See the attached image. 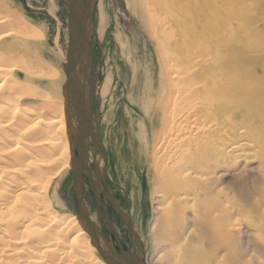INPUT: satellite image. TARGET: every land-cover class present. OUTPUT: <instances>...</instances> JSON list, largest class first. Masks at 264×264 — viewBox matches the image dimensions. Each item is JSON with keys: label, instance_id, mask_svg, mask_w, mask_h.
Instances as JSON below:
<instances>
[{"label": "bare ground", "instance_id": "1", "mask_svg": "<svg viewBox=\"0 0 264 264\" xmlns=\"http://www.w3.org/2000/svg\"><path fill=\"white\" fill-rule=\"evenodd\" d=\"M126 1L154 51L148 61L139 49L141 32L131 25L126 41L140 69L134 84L143 79L147 89L139 101L148 104L131 152L140 153L151 176L152 205L148 253L142 255L141 247L139 260L264 264V215L234 218L235 206L216 184L217 170L231 161L264 155V0ZM97 4L101 36L105 16L102 0ZM31 32L9 1L0 0V264H117L102 248L109 249L106 241L98 245L83 199L84 217L53 210L48 192L54 181L57 191L73 168L77 125L63 95L65 78L45 57L32 54ZM115 40L136 72L125 39ZM109 84L107 76L101 99ZM76 85H82L78 69ZM88 142L78 167L89 169L92 162L100 194L104 162ZM244 227L254 232L245 244L239 240Z\"/></svg>", "mask_w": 264, "mask_h": 264}, {"label": "rangeland", "instance_id": "2", "mask_svg": "<svg viewBox=\"0 0 264 264\" xmlns=\"http://www.w3.org/2000/svg\"><path fill=\"white\" fill-rule=\"evenodd\" d=\"M8 1L18 17L32 31L33 37L28 41V44L32 46V51L34 50L32 54L39 53L40 57H45L44 59L50 62L64 76L66 81L63 65L66 62L68 45V10L62 2L63 0ZM97 3L98 0H92V30L89 39L95 66L94 118L99 129V139L107 162L106 183L108 181L112 200L125 216L127 215L126 205L128 206L133 230L139 236L143 244L141 250L144 251L146 256L148 253V228L152 218V205L149 199V180L151 176L144 169L145 166L141 156H139L140 153L136 155L131 152V149L132 147L137 148L140 138L138 128L145 125L143 110L148 108V104L146 101L142 103V99L139 101V98L142 97L141 95L147 88L143 79L138 80V84H134L136 78L139 79L140 69L136 68V59L130 52L129 42L126 41V37L130 38L131 25H134L133 28L137 29L139 33L141 32L139 49L140 51L142 49L146 50L148 61L149 57L154 58V51L146 32L136 16L130 12L126 0H102L105 26L104 32L100 36L99 25L97 24ZM120 35L125 39L129 58L132 65L135 64L137 73L134 70L131 71L127 60L122 57L121 48L115 40L116 36ZM107 76L110 77L108 92L101 99L99 89ZM41 83L45 87V83ZM151 88H154V82ZM86 90H88L87 86ZM135 92L138 93L137 96ZM25 102L35 103L32 100H25ZM260 135L257 134V137L261 138ZM90 155L89 153V160L93 161ZM136 156H138V160ZM135 159L144 167L142 165L139 167ZM99 167L101 170L102 161ZM216 177L218 181L216 184L225 189L230 202L236 208V211L232 212L234 218L238 217L237 219L248 221L251 216L264 215V155L258 156L257 153H251V158L247 161H231L222 169L217 170ZM72 184L73 174L69 165L67 173L60 178L58 193L54 194L57 192L55 189L57 185L54 181L50 186L48 195L51 202H54L52 205L55 212L68 211L78 218ZM54 196L60 199L66 210L58 206ZM88 201L91 202L90 194L86 198V202ZM88 207L90 208V212L88 211L89 220L97 229L98 222L94 213V205L90 203ZM113 208L111 206L109 214L117 236L126 244H129L131 241L129 234L119 214ZM238 209L243 216L242 218L236 216L239 213ZM100 227L99 224L98 234L100 233L102 237L109 239L110 234L103 232ZM243 231L245 235L239 240L245 244L248 236L253 235L254 232L246 227L243 228ZM134 244L140 249L136 242ZM206 264H213V261Z\"/></svg>", "mask_w": 264, "mask_h": 264}, {"label": "water", "instance_id": "3", "mask_svg": "<svg viewBox=\"0 0 264 264\" xmlns=\"http://www.w3.org/2000/svg\"><path fill=\"white\" fill-rule=\"evenodd\" d=\"M63 4L68 10L67 26H68V45L66 51V62L63 65V72L66 76V81L63 84L62 91L66 100H70V105L72 109L73 117L76 120V128L74 133V146L76 149V158H73L72 174H73V191L75 194V202L77 205V212L84 217V208L82 205V190H81V178L80 174H84L89 181L91 191L95 196L99 208L103 209L102 216L104 217L103 223L106 230L112 235L115 242L120 244V239L115 232L104 206L98 201L97 192L95 190V184L91 181L90 171L84 166L83 168L78 167V162L82 159V156L86 158L84 154V149L81 148L83 144L90 142L97 148L103 162V181L106 184V157L104 150L102 148L99 139V129L95 125L94 131L92 128L93 117H94V106H95V66L93 61V52L90 45V35L91 33V22H92V7L86 0H63ZM92 2V0H91ZM89 17L90 21L86 19ZM77 69L82 77V85L77 86ZM88 69V74L86 70ZM87 84L88 87V97H84L83 85ZM86 101V102H85ZM72 117V116H71ZM91 134H95L92 136ZM80 169V172L78 171ZM96 169V167H95ZM97 172V169H96ZM123 190V189H121ZM107 196L112 203L114 209L119 214L128 234L131 242L135 241L137 245L141 248L143 246L138 235L134 232L131 223V218L129 216L128 206L126 205L125 214L118 208L115 202L111 199L109 191L107 189ZM99 213V217H100ZM87 221V220H86ZM93 228V227H92ZM101 251L99 250V253ZM143 255V250H141ZM144 258V257H143ZM126 264H143L139 257L134 254L128 253L126 257L123 258Z\"/></svg>", "mask_w": 264, "mask_h": 264}, {"label": "flooded vegetation", "instance_id": "4", "mask_svg": "<svg viewBox=\"0 0 264 264\" xmlns=\"http://www.w3.org/2000/svg\"><path fill=\"white\" fill-rule=\"evenodd\" d=\"M91 145L93 147L92 143H91ZM89 153H88V155H89ZM75 155H76V151H75ZM90 158H91V155H90ZM102 167H103V164H102ZM99 170H100V167H99ZM89 171H90L91 181H93L94 184L99 182L98 173L96 172L95 167L92 165V162L90 163ZM101 171H102V169L100 170V172ZM80 178H81V181H82V191H83L82 199H83V204H84V206L86 208L87 214H88V211L90 212V208L88 207V204L91 203V204L94 205V213H95V216H96V220L98 222V228L96 229V232H97V234H96L97 236L96 237H97L98 245H99V239L106 241V244L109 247V249H107L106 247H102V248H103V250L105 252H107L106 253L107 257H109L110 259L114 260V262L118 261L117 264H126L123 261V258L126 257V255L128 253H130V254H134L135 253V255L136 256L138 255V257L140 258L139 253H137V251L139 249L131 241H130L129 244H126L121 239H120V244H117L115 242V240L112 237V235L105 228V225L103 223L104 217L102 216L103 209L101 207L99 208V204H97V202L95 200V196H94L93 192L91 191L88 178L84 174H80ZM95 189H97L96 186H95ZM107 189L109 191L108 181H107V184H105L104 181H102L101 182V192H100V194H99V192L97 193V198H98V201L100 200L101 204L104 206V208L106 210V213L108 215V218H109V220H110V222H111V224H112V226L114 228V224H113V222L111 220V216L109 214L110 208H111V206L113 207V205H112V203L110 202V200H109V198L107 196ZM88 194L91 195V202L88 201L89 203L86 202V198L88 197ZM109 195H110V193H109ZM87 208H88V210H87ZM99 213L101 215L100 217H99ZM89 216L90 215L88 214V217ZM99 224L101 226L100 229L103 232H106V233L108 232L110 234L109 239L104 237V236L102 237L100 233L98 234V232H99ZM114 230H115V228H114ZM141 260H144L143 257H141Z\"/></svg>", "mask_w": 264, "mask_h": 264}]
</instances>
